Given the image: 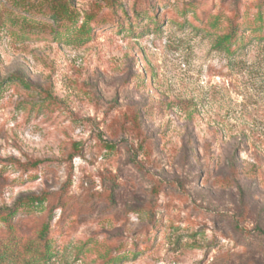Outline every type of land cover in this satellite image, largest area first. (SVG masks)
I'll return each instance as SVG.
<instances>
[{"label": "rangeland", "instance_id": "rangeland-1", "mask_svg": "<svg viewBox=\"0 0 264 264\" xmlns=\"http://www.w3.org/2000/svg\"><path fill=\"white\" fill-rule=\"evenodd\" d=\"M259 14L0 0V242L19 239L0 264H264Z\"/></svg>", "mask_w": 264, "mask_h": 264}, {"label": "trees", "instance_id": "trees-1", "mask_svg": "<svg viewBox=\"0 0 264 264\" xmlns=\"http://www.w3.org/2000/svg\"><path fill=\"white\" fill-rule=\"evenodd\" d=\"M53 18L55 20H61L66 18L65 14L54 13ZM65 16V17H64ZM258 21V23H257ZM243 24L242 20L236 19L230 22L228 30L222 34L218 40V44L226 49L229 52H232V47L234 44L242 45L246 41V37L240 33V26ZM82 31H86V27L83 26ZM247 30H250L251 37H257L260 40H264V16L259 14L254 24L250 27H245ZM16 210L13 208H0V218H6L7 216H12ZM19 239L15 235H10L4 241L0 242V258L5 256L8 252V249L16 248Z\"/></svg>", "mask_w": 264, "mask_h": 264}]
</instances>
